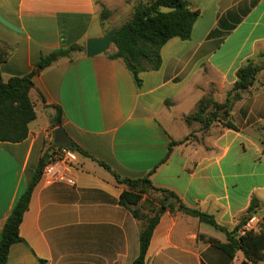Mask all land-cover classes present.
Returning <instances> with one entry per match:
<instances>
[{
    "label": "crops",
    "instance_id": "1",
    "mask_svg": "<svg viewBox=\"0 0 264 264\" xmlns=\"http://www.w3.org/2000/svg\"><path fill=\"white\" fill-rule=\"evenodd\" d=\"M138 0H0V42L9 50L2 79L22 77L43 56L116 30ZM200 12L189 40L161 50L159 70L137 86L114 45L104 54L64 58L34 78L36 120L20 143L0 142V235L40 162L63 127L78 154L75 184L40 179L20 226L21 242L7 264H132L140 253V222L119 204L124 179L150 176L189 208L213 215L232 230L254 199L264 217V74L232 116L204 131L185 118L202 98L223 103L248 61L264 65V0H186ZM110 13L102 20V11ZM57 108L62 126H54ZM232 122L238 131L226 128ZM174 146L165 160L172 142ZM56 146V145H55ZM69 146V145H68ZM165 160V161H164ZM224 232L197 218L165 211L154 231L147 264H242L208 240ZM260 264H264L261 262Z\"/></svg>",
    "mask_w": 264,
    "mask_h": 264
},
{
    "label": "trees",
    "instance_id": "2",
    "mask_svg": "<svg viewBox=\"0 0 264 264\" xmlns=\"http://www.w3.org/2000/svg\"><path fill=\"white\" fill-rule=\"evenodd\" d=\"M109 16L108 11H102L103 21L109 19ZM199 16L200 12L193 10L186 0H138L130 19L116 29L113 41L116 51L110 56L114 59H122L126 63L135 83L140 87L142 72L160 69L161 50L164 45L173 38L189 40ZM84 52V46L74 45L43 56L32 72L22 77L11 78L7 83L2 79L0 68V142L20 143L28 138L29 126L37 117L35 105L30 98V92L34 88V78L57 61L64 58L73 60ZM9 55L8 48L0 42V67L7 61ZM260 74H264V65L257 64L254 60L248 61L238 70V80L227 93L225 101L219 103L211 94L205 96L195 110L185 118L186 123L189 126L200 124L206 131L214 123L224 118H231L235 104L245 95L252 93L250 88L255 85ZM57 111L53 119L55 127L62 126L63 123L61 108H57ZM224 126L238 131L237 126L232 122H226ZM185 142L186 140L172 142L165 160L171 155L174 146ZM69 147L76 153L87 155L73 143L69 144ZM47 158L48 156L40 162L27 189L4 224L0 235V264L8 263L12 245L22 241L20 226L29 208L34 189L42 177ZM101 165L114 175L119 184L127 186L120 196L119 204L128 209L140 222V253L132 264H147V253L154 231L162 217V210L195 217L200 222L224 232L227 236L226 243L212 238L208 241L225 254L229 262L241 252L244 256L242 264L264 263V217L257 231L240 233L244 225L257 217L261 206L259 200L254 199L246 215L232 230H229L220 225L213 215L187 207L175 192L155 187L150 176L136 180L124 179L113 172L108 165L104 163ZM151 191L158 193L160 197L152 201L145 199Z\"/></svg>",
    "mask_w": 264,
    "mask_h": 264
},
{
    "label": "built area",
    "instance_id": "3",
    "mask_svg": "<svg viewBox=\"0 0 264 264\" xmlns=\"http://www.w3.org/2000/svg\"><path fill=\"white\" fill-rule=\"evenodd\" d=\"M78 164V154L69 146H52V152L47 158L46 166L41 179L45 184L64 182L71 185L75 180L71 176V170ZM260 221L258 218L251 219L240 231L244 234L247 231H257Z\"/></svg>",
    "mask_w": 264,
    "mask_h": 264
},
{
    "label": "water",
    "instance_id": "4",
    "mask_svg": "<svg viewBox=\"0 0 264 264\" xmlns=\"http://www.w3.org/2000/svg\"><path fill=\"white\" fill-rule=\"evenodd\" d=\"M117 30H112L108 32L105 36L101 38H93L87 41L85 51L88 57H95L106 53L110 50L113 45L114 36ZM54 142L56 146H68L71 144L63 127H59L54 133ZM164 213V210H162Z\"/></svg>",
    "mask_w": 264,
    "mask_h": 264
},
{
    "label": "rangeland",
    "instance_id": "5",
    "mask_svg": "<svg viewBox=\"0 0 264 264\" xmlns=\"http://www.w3.org/2000/svg\"><path fill=\"white\" fill-rule=\"evenodd\" d=\"M129 19L130 18H128L127 20L124 19L123 22H122V24H124L125 22H127ZM200 128H201V125H200ZM159 197H160V195L158 193L151 191L149 195L145 196V199H148V200H151L152 201V200H157V198H159Z\"/></svg>",
    "mask_w": 264,
    "mask_h": 264
}]
</instances>
